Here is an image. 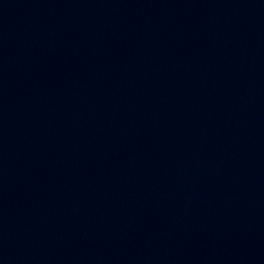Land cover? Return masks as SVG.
Listing matches in <instances>:
<instances>
[{"label":"water","instance_id":"1","mask_svg":"<svg viewBox=\"0 0 264 264\" xmlns=\"http://www.w3.org/2000/svg\"><path fill=\"white\" fill-rule=\"evenodd\" d=\"M0 264H264V0H0Z\"/></svg>","mask_w":264,"mask_h":264}]
</instances>
